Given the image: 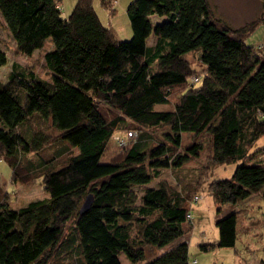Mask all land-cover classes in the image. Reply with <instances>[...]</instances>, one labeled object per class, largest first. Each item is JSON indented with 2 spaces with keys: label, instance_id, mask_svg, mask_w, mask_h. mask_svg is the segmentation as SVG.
<instances>
[{
  "label": "trees",
  "instance_id": "1",
  "mask_svg": "<svg viewBox=\"0 0 264 264\" xmlns=\"http://www.w3.org/2000/svg\"><path fill=\"white\" fill-rule=\"evenodd\" d=\"M57 1L0 0L18 53L53 42L42 56L47 78L12 62L0 80V159L10 165L14 185L40 179L48 193L12 208L11 192L0 185V264H121V252L133 264H190L182 237L201 195L164 181L146 184L162 168L198 157L204 144L197 137L208 132V167L241 161L231 178L210 179L205 164L208 178L199 180L198 191L212 196L218 213L264 187V164L252 161L264 149L254 148L264 135V46L246 42L264 15L232 28L214 15L211 0H131L132 33L122 39L103 24L92 0H76L67 17ZM115 1L100 4L114 14ZM151 15L164 19L154 23ZM189 53L197 54L201 71ZM6 62L0 47V67ZM30 120L38 128L25 136L19 128ZM45 127L57 132L51 142H61L53 153H45L51 145ZM123 127L137 134L120 147L113 136ZM184 132L194 138L181 147ZM112 139L120 149L103 161ZM89 193L91 204L79 212ZM243 213L217 218L218 238L200 246H235ZM147 247L164 249L147 259Z\"/></svg>",
  "mask_w": 264,
  "mask_h": 264
},
{
  "label": "rangeland",
  "instance_id": "2",
  "mask_svg": "<svg viewBox=\"0 0 264 264\" xmlns=\"http://www.w3.org/2000/svg\"><path fill=\"white\" fill-rule=\"evenodd\" d=\"M130 1L131 0H118L117 2L116 0L113 5L115 8L114 14L109 13L108 9L102 7L100 0H92V3L103 24L109 26V19L113 15L115 25L123 27L126 24H129L126 14V6ZM59 3L61 5L60 16L67 17L74 5L73 2L71 0H61ZM211 6L214 15L220 21L225 22L232 28L244 27L254 19L260 18L264 15V0H211ZM246 42L255 46L264 44L263 23L257 25L255 29L246 36ZM0 47L5 52L7 58L6 64L0 69L1 81L6 80L12 62H17L21 66L34 69L38 76L44 78L48 77L49 72L42 56L45 50L53 47L51 38H47L45 45L42 48L35 49L31 55L26 56L20 54L16 51L15 41L9 30L6 28L5 22L0 15ZM189 57H191V60L195 61L198 69L201 71L202 67L197 60V54L189 53ZM199 85L200 84H197V86ZM37 128L38 125H36L35 121L30 120L29 123H24L19 129L25 136H29L33 129ZM43 129L51 135V145H48L49 148L45 150V153H53L56 147L61 143L59 141L55 143L51 142L52 138L57 135V132L50 127H45ZM125 129L129 130L130 128L123 127L121 128L122 132L125 131ZM192 138H194V134L184 133L181 139V147L190 143ZM197 138L204 144V150L200 153V156L197 159L192 158V160L184 163L183 166L179 168H162L160 174L153 178L148 184H146V186H157L160 181H164L168 186L175 190H179L183 194H189V196H191L199 193V195H201V199L196 201L190 210L191 228L182 237L188 243L189 260L197 259L196 264H244L245 261L254 264L260 260H264V187L235 204L223 206V210L218 213L217 206L212 196L205 190L198 191V188H200V186H198L199 180L206 181V178H208V173H204L203 169L206 167V159L212 147L211 136L208 132H204ZM260 146H264V135H262L254 144V148ZM118 149L120 148L116 146L112 139L111 147L101 160L104 161L105 159H108L112 154L116 153ZM70 152L74 153L76 152V149L72 148L67 153ZM66 154L64 155L66 156ZM64 155L57 158L52 164L59 165ZM32 156L33 154L29 155V157ZM252 161H258L264 164V149L256 152ZM239 163H241V161L218 164L210 167H208L207 164V167L210 170L209 173L211 172L210 179L231 178ZM10 177V165L6 160L0 159V185H3L6 190L11 192L9 203L12 208L25 205L30 200L48 196V193L42 189L40 179L33 181L29 185L18 183L14 185L10 182ZM134 189L137 194L140 195L143 187H135ZM136 203H138V201H136ZM238 209L245 212L243 215H252V219L255 221L252 225L253 231L248 238V242H246L244 236L240 235L235 246L216 247L208 250L203 249L200 246L201 243L204 241H213L219 236V230L216 225L217 218ZM130 234L133 237L136 236V227L133 224L130 225ZM15 238V234H13L8 237V241L13 242ZM169 246L170 245L164 248ZM163 249L157 250L147 247V259L160 253ZM118 258L121 264H133L123 252L118 255ZM65 262L66 264H74V261L71 260H65ZM143 262L144 261L136 264H142Z\"/></svg>",
  "mask_w": 264,
  "mask_h": 264
},
{
  "label": "crops",
  "instance_id": "3",
  "mask_svg": "<svg viewBox=\"0 0 264 264\" xmlns=\"http://www.w3.org/2000/svg\"><path fill=\"white\" fill-rule=\"evenodd\" d=\"M59 1H61V0H58L57 2H58V7H59V9L61 8V5H60V3H59ZM72 2H73V4L75 3V1L76 0H71ZM117 2H118V0H117ZM100 17V16H99ZM150 18H151V20L154 22V23H159V22H161L163 19H164V16H156V15H151L150 16ZM101 19V18H100ZM109 26L110 27H112V29L115 31V33H116V35L119 37V38H124V39H128L130 36H131V28H130V25L129 24H126L125 26H123V27H118V26H116L115 25V22H114V16L112 15L111 17H110V19H109ZM154 41H155V35L154 34H150L149 35V37L147 38V40H146V43H147V45L148 46H152L153 45V43H154ZM2 67V66H1ZM1 67H0V69H1ZM185 133V132H184ZM184 133H182V135L184 134ZM204 150V148L200 151V153H202V151ZM200 156V155H199ZM198 156V157H199ZM198 157H196L195 159H197ZM190 160H192V159H189L188 161H190ZM188 161H186V162H188ZM185 162V163H186ZM183 166V165H182ZM181 166V167H182ZM17 184V183H16ZM19 184V183H18ZM252 215H250V216H244V218H243V224H242V227H240V228H242V230L241 231H239V235H242V236H244V238H245V240H246V242H248V238L250 237V234H252V231H253V227H252V225H253V223H255V221L252 219ZM244 264H251V263H249L248 261H245V263ZM254 264H261V260L259 261V262H257V263H254Z\"/></svg>",
  "mask_w": 264,
  "mask_h": 264
},
{
  "label": "built area",
  "instance_id": "4",
  "mask_svg": "<svg viewBox=\"0 0 264 264\" xmlns=\"http://www.w3.org/2000/svg\"><path fill=\"white\" fill-rule=\"evenodd\" d=\"M263 46H264V44H263ZM199 77H200L199 75H194V76L191 77V80L196 82V81L199 80ZM136 134L137 133H136L135 130L129 129L124 134H120V133L119 134H115L113 136V138H114V140H115V142H116V144L118 146L123 147V146H125L127 144V142L129 140L134 139L136 137ZM199 198H200L199 195H196L194 199L197 200ZM187 216L191 217V214L188 213ZM196 262H197V259H192V260L189 261L190 264H195Z\"/></svg>",
  "mask_w": 264,
  "mask_h": 264
},
{
  "label": "water",
  "instance_id": "5",
  "mask_svg": "<svg viewBox=\"0 0 264 264\" xmlns=\"http://www.w3.org/2000/svg\"><path fill=\"white\" fill-rule=\"evenodd\" d=\"M91 202H92V194L89 193L84 197V199H83V201L79 207V212H84L89 207Z\"/></svg>",
  "mask_w": 264,
  "mask_h": 264
}]
</instances>
